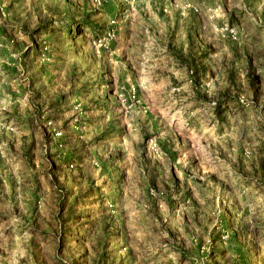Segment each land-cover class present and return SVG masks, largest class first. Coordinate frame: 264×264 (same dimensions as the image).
Here are the masks:
<instances>
[{
	"label": "rangeland",
	"instance_id": "374dc122",
	"mask_svg": "<svg viewBox=\"0 0 264 264\" xmlns=\"http://www.w3.org/2000/svg\"><path fill=\"white\" fill-rule=\"evenodd\" d=\"M0 264H264V0H0Z\"/></svg>",
	"mask_w": 264,
	"mask_h": 264
}]
</instances>
